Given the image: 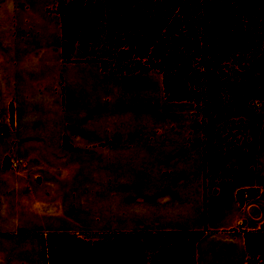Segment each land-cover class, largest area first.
Wrapping results in <instances>:
<instances>
[{"label":"rangeland","instance_id":"1","mask_svg":"<svg viewBox=\"0 0 264 264\" xmlns=\"http://www.w3.org/2000/svg\"><path fill=\"white\" fill-rule=\"evenodd\" d=\"M55 8L56 0H0V147H5L0 158L2 167L13 171L22 168L24 175V180L8 173L0 175V189L5 193L17 182L52 192L63 185L75 198L79 195V200L71 197L58 216L54 201L36 202L26 210L0 195V264H41L40 242L45 235L74 232L98 240L128 232L114 227L133 224L129 219L118 222L112 185L95 186L98 159L93 153L71 150V142L68 148L61 146L60 137L65 135V141H71L77 133L71 125L84 118L93 120L102 113L104 119L111 111L114 120L130 121V129L134 125L130 131L117 122V132L137 135L138 129H147L151 138L185 140L197 129L201 144H211L216 154H229L245 144L236 151L244 155L235 159L232 167L264 168V55L253 58L237 75L221 112L199 109L197 113L191 102L166 100L161 75L154 69L130 74L104 71L98 62L82 61L90 54L78 50L72 53V60L63 61ZM260 121L262 126L257 125ZM16 152L22 158L17 159ZM126 160L117 159L115 164ZM111 162L106 160V167ZM35 172L38 180L32 177ZM105 175L111 177L109 172ZM26 188L20 190L28 192ZM236 199L245 214L242 235L264 229V188L239 189ZM26 211L38 216L23 224ZM142 233L149 250L173 235ZM208 252L199 246V264H238L233 251ZM246 254L243 250L241 264H245ZM251 259L249 264H264L257 257L254 262Z\"/></svg>","mask_w":264,"mask_h":264},{"label":"trees","instance_id":"2","mask_svg":"<svg viewBox=\"0 0 264 264\" xmlns=\"http://www.w3.org/2000/svg\"><path fill=\"white\" fill-rule=\"evenodd\" d=\"M55 12L63 61L78 50L90 54L82 61L98 62L104 71L154 69L166 100L191 102L197 113L221 112L237 75L264 55V0H56ZM202 234L174 231L151 250L142 232L98 240L49 234L40 242V262L196 264ZM243 238L247 257L263 262L264 229Z\"/></svg>","mask_w":264,"mask_h":264},{"label":"crops","instance_id":"3","mask_svg":"<svg viewBox=\"0 0 264 264\" xmlns=\"http://www.w3.org/2000/svg\"><path fill=\"white\" fill-rule=\"evenodd\" d=\"M98 112H102L101 109ZM101 116L102 113L93 120L87 117L83 120L85 122L73 123L71 126L77 129L73 139H69L68 143L65 135L60 139L63 148L70 147L71 142V150L81 149L84 155L93 153L95 160L98 159L94 171L95 186L102 188L110 183L112 196L116 199L113 203L119 209L116 213L120 217L118 222L124 223L128 219L133 222L114 228L141 232L203 231L195 242L196 264H199V246L207 252L233 251L237 255L238 264H241L245 246L240 228H243L245 214L236 199V192L249 187L264 188V168L231 166L235 159L244 155L236 151L245 144L229 154H216L211 144H201L197 129L190 131L195 134L189 133L185 140L166 136L151 138L147 129H138L137 125L138 134L130 135L134 125L130 129V121L114 120L111 111L104 119ZM117 122L130 131L117 132ZM262 124L260 121L257 125ZM64 141L66 144H63ZM4 148L0 147V155ZM16 153L17 159L22 158L20 152ZM117 159L127 160L124 164L116 165ZM106 160L113 162L106 167ZM0 168L1 176L8 173L18 180H24L20 172L22 168L19 171L7 170L2 167L1 158ZM107 172L111 174L110 178L106 177ZM32 177L39 179L36 172ZM24 188L28 192L20 190ZM1 191L3 199L26 210L34 207L36 202L54 201L58 205V216L64 213L63 205L69 204L71 197L73 201L79 200V195L75 198L72 195L74 193L66 190L63 185L48 192L36 186L33 188V184L24 183L23 186L16 182L7 192ZM25 213L27 215L23 216V224L38 216L36 214L32 217L27 211Z\"/></svg>","mask_w":264,"mask_h":264}]
</instances>
